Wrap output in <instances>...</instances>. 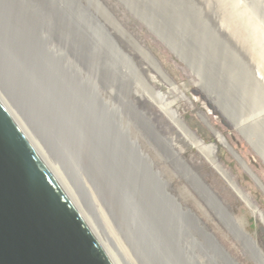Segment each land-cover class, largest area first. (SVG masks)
Returning a JSON list of instances; mask_svg holds the SVG:
<instances>
[{
  "label": "water",
  "instance_id": "1",
  "mask_svg": "<svg viewBox=\"0 0 264 264\" xmlns=\"http://www.w3.org/2000/svg\"><path fill=\"white\" fill-rule=\"evenodd\" d=\"M123 1L163 31L170 29L166 10L179 11L185 2ZM100 13L109 15L98 0H0V264H196L197 255L214 264H236L226 252L219 254L225 247L210 231L208 237L196 226L194 211L174 205L167 182L152 172L132 131L161 159L185 166L232 238L254 262L261 261L257 240L189 171L173 139L135 105L126 81L138 71ZM50 45L60 53H52ZM68 57L83 69L86 64L97 81L102 77L105 88L112 86L118 113L102 109L92 81H81L65 63ZM210 78L216 106L237 121L238 97L228 93L237 91L236 84L224 72H212ZM161 100L179 122L176 109L167 107L174 102ZM240 126L241 135L264 157V113ZM211 129L264 192L238 152ZM212 144L217 152V143ZM214 169L247 207V199L253 204L223 166L221 172ZM187 220L194 225L188 227Z\"/></svg>",
  "mask_w": 264,
  "mask_h": 264
},
{
  "label": "rangeland",
  "instance_id": "2",
  "mask_svg": "<svg viewBox=\"0 0 264 264\" xmlns=\"http://www.w3.org/2000/svg\"><path fill=\"white\" fill-rule=\"evenodd\" d=\"M98 1L109 14L107 16L100 13L101 22L120 51L130 59L138 71L133 76H127L126 81V85H130L128 88L135 105L149 117L160 133L173 139L189 171L198 176L228 211L241 221L244 229L257 240V246L264 254V224L259 216L245 205L210 163L195 148L188 145L181 132L180 123L167 114L163 104L148 87L149 85L155 91L166 94L167 101L174 102L172 107L182 118L180 119L206 143H217V152L214 153L217 162L221 163L238 187L247 193L252 203L264 213V192L228 149L218 143L211 130L214 128L225 137L264 185V157L241 135L242 123H239L241 120H244L243 124L249 123L246 117L259 100L258 95L264 92V82L260 83L253 67V53L248 49V42H244L247 38L250 40L252 34L251 39L255 38L254 40L264 43V0H184L185 2L177 7L179 11L169 7L163 14V17L170 16V29L165 28L164 31L162 28L153 29L123 0ZM235 13L244 17L242 21L240 16L238 17L239 14ZM234 15L237 18L232 20ZM245 22H248V27L243 24ZM143 50L151 55L159 67L155 66ZM83 67L86 73L94 76L86 70V64ZM229 68H237L235 74ZM217 71L226 73L228 79L237 86V91L228 92L238 97L237 121L226 116L215 104L216 97L210 89L209 80L210 73ZM95 80L97 81V78ZM97 82L105 88L106 83L102 77ZM257 82L263 87L257 86ZM112 98L115 101L114 95ZM131 135L138 140L139 136L135 132L132 131ZM139 140L141 149L148 153L146 155L153 160L154 166L159 168L161 165L159 170L164 172L163 175L168 180V192L183 206L194 209L200 220L205 222V227L225 247L224 251L237 261L236 264H256L241 244L232 238L224 221L202 200L200 192L188 178L189 172L185 166L174 163L171 158H159L150 144L147 145V141H142V138ZM174 173L176 176L172 175ZM186 222L188 227L194 225L190 220ZM196 236L200 239L199 234ZM208 247L210 248L205 242L204 248L209 252ZM219 249L221 251L218 253L225 255L220 247ZM205 260L208 264L212 263L207 258Z\"/></svg>",
  "mask_w": 264,
  "mask_h": 264
},
{
  "label": "bare ground",
  "instance_id": "3",
  "mask_svg": "<svg viewBox=\"0 0 264 264\" xmlns=\"http://www.w3.org/2000/svg\"><path fill=\"white\" fill-rule=\"evenodd\" d=\"M261 4V3H260ZM263 4V3H262ZM226 7V6H225ZM226 11V10H225ZM225 14V13H224ZM227 14V13H226ZM236 15L237 14H239L238 15V17L240 16V13H235ZM242 14V13H241ZM233 17H235V15L233 16ZM237 18V16L235 17V18H233L232 20H234V19H236ZM244 18V17H243ZM241 16H240V21H242L241 19H243ZM263 18V17H262ZM231 19V18H230ZM237 20H239V19H237ZM251 20V19H250ZM219 21V20H218ZM232 22V21H231ZM233 22H235V21H233ZM237 23L239 22V21H236ZM239 23H241V22H239ZM248 23V22H247ZM247 23L245 22V23H243L244 25H247ZM217 24V23H216ZM220 24V23H219ZM236 24V23H235ZM242 24V23H241ZM241 24H239V25H241ZM238 25V24H237ZM242 26V25H241ZM251 26H253V25H251ZM251 26H249V27H251ZM238 27V26H237ZM236 27V28H237ZM247 27H248V25H247ZM242 28L245 30V28L242 26ZM257 28V27H256ZM232 29V28H231ZM242 30V29H241ZM240 30V31H241ZM248 32H249V30H248ZM224 33H226V32H224ZM228 33V32H227ZM252 33H254L253 31H252ZM251 34V33H250ZM228 36H229V34H228ZM235 36V35H234ZM251 36H252V34H251ZM251 36L249 37V39L250 40H247L246 39V41H244V42H248V49H250L251 50V52L253 53V55H252V59H253V67L255 68V71H256V75L258 76V78H259V80H260V83H263L264 82V78H262V77H264V43L263 42H261V41H257V40H254V39H251ZM244 37V36H243ZM245 40V39H244ZM232 41H234V40H232ZM240 43V42H239ZM245 43V44H246ZM58 44V43H57ZM237 45V44H236ZM241 48V47H240ZM243 48V47H242ZM48 49L52 52V53H54L55 52V54H57V53H60V51L58 52V50L54 47V45H50L49 47H48ZM146 50V49H145ZM144 51V50H143ZM240 51V50H239ZM249 51V50H248ZM250 52V53H251ZM61 55V54H60ZM246 57V56H245ZM146 59V58H145ZM245 60V59H244ZM73 61L68 57V58H66L65 59V63L67 64V65H71L73 68H74V70L78 73V75H79V79L81 80V81H92V88L94 89V91H95V93L97 94V96H98V98L100 99V101H101V107H102V109L103 110H105V111H110V112H117L118 113V109H119V107L117 106V104L113 101V92H114V90H113V88H112V86H110V87H108V88H101L100 87V85H99V83L93 78V77H91L88 73H86L85 71H84V69H82L80 66H78V65H76V64H74V63H72ZM244 64V63H243ZM223 65V64H222ZM244 66V65H243ZM227 67V66H226ZM154 68V67H153ZM222 69V68H221ZM226 69V68H225ZM225 69H223V70H225ZM234 74H235V70H237V68H229ZM156 70V69H155ZM228 71V70H227ZM230 73V72H229ZM231 74V73H230ZM239 74V73H238ZM159 76H161V75H159ZM163 76H165V75H163ZM166 78V77H165ZM229 78V77H228ZM247 79V78H246ZM111 80H113V77H111ZM110 80V81H111ZM247 81V80H246ZM169 83H170V81H169ZM260 83H258L257 82V86H260V87H263L262 86V84L260 85ZM105 85H107V84H105ZM127 86H130V85H127ZM244 86V85H243ZM253 86H255V85H253ZM133 87V86H132ZM174 87V86H173ZM242 87V86H241ZM170 88H172V87H170ZM252 89V88H251ZM255 89V88H254ZM177 91V90H176ZM244 91V90H243ZM242 91V92H243ZM252 91V90H251ZM241 92V93H242ZM240 93V94H241ZM261 93V92H260ZM243 94H244V92H243ZM166 95V94H165ZM164 95V93L162 94H160V96H156L160 101H162L161 99H164L165 100V103L167 104V103H169V102H167V99H166V97L167 96H165ZM254 95H258L257 93L255 94L254 93ZM258 97H259V100H257L256 102H255V104H254V106H253V108H252V110L249 112V114H248V117H246V120H249V121H251V120H254V119H256V118H259L260 116H262L263 115V113H264V92L263 93H261V94H259L258 95ZM182 98H183V96H182ZM242 99V98H241ZM165 104V105H166ZM164 105V106H165ZM166 107V106H165ZM167 107H168V109H172L173 110V108L172 107H170L169 106V104H167ZM171 110V111H172ZM173 113V112H172ZM245 116V115H244ZM176 117L178 118V121L180 122V128L182 129V131L181 132H183V134H184V137H185V139H186V142L188 143V145H190L191 147H193V148H195L196 149V151L202 156V157H204L206 160H207V162L208 163H210V165L213 167V168H217L218 169V171H220L221 172V167H222V165L220 166L219 165V162H217V159L215 158V156H214V153H215V147H214V145L212 144V143H206L202 138H200V137H198L194 132H193V130H191L190 128H187L188 126H186V125H183V122H181V117L179 116V114H177L176 115ZM176 118V119H177ZM181 118V119H180ZM203 119V118H202ZM207 120V119H206ZM245 120V121H246ZM183 121V120H182ZM125 123H124V125H125V127H129V124H128V122L125 120L124 121ZM244 122V120H241V122H239V123H243ZM206 124V123H205ZM174 125H175V122H174ZM178 125V124H177ZM186 126V127H185ZM176 127V126H175ZM178 127V126H177ZM176 127V128H177ZM211 128V127H210ZM212 130V129H211ZM180 132V131H179ZM213 132V131H212ZM215 132V131H214ZM134 133V132H133ZM136 136V135H135ZM133 137H134V135H133ZM139 139H141V138H138V140ZM134 140V139H133ZM135 142H136V140H134ZM140 141V140H139ZM142 141H143V139H142ZM144 142H146V140L144 141ZM137 143V142H136ZM147 143V142H146ZM149 144V143H148ZM147 144V145H148ZM176 145V144H175ZM148 148V147H147ZM141 154H142V157H144V158H146L147 160H148V162H149V164H150V166L152 167V172L153 173H155L156 175V177L161 181V182H164L165 183V185H166V182L168 181V180H166V178L164 177V175H163V173L164 172H161L160 170H159V168L161 167V165L159 166V168H157L156 166H154V162H153V160L152 159H150L149 158V156L148 155H146V154H148V153H145L144 152V150H142L141 149ZM151 155V154H150ZM156 155H158V154H156ZM179 155L181 156V152H180V150H179ZM159 158H161V156L159 155ZM150 160V161H149ZM171 161H173V160H171ZM175 163V162H174ZM161 169V168H160ZM172 173V172H171ZM177 174V173H176ZM172 175H175V173L174 174H172ZM176 176V175H175ZM169 196H170V199L174 202V205L176 206V207H178L179 209H181L182 211H185V212H187V213H191V215H193L192 213V211L194 210H192L191 208H190V206L189 207H186V206H183L181 203H179V201H178V199L176 198V197H174L173 195H171L170 193H168V192H166ZM244 198V197H243ZM246 203H247V205H248V207L252 210V212L255 214V215H257V216H259V218H260V220L263 222V224H264V213L257 207V206H255V205H253V204H251L250 202H249V200L247 199V201H246ZM192 210V211H191ZM194 217L196 218V220H194V222L196 223V226L199 228V229H201L207 236L210 234V232H209V229L207 228V227H205V222H202L201 220H200V218L199 217H197V216H195L194 215ZM192 223V222H191ZM196 235H198V234H196ZM211 235V234H210ZM212 236V235H211ZM197 237V236H196ZM209 237V236H208ZM213 238V237H212ZM212 241H214V243H215V239L213 238L212 239ZM182 246H184V245H182ZM209 248V247H208ZM257 253H258V255L261 257V261H256L255 263L256 264H264V254H263V252L261 251V249H260V247L259 246H257ZM209 249H211V248H209ZM208 252V251H207ZM209 252H210V250H209ZM224 254H225V251H224ZM228 254V253H227ZM211 263V262H210ZM218 263H220V262H218ZM196 264H208L207 263V260H205V257L203 256V255H197V260H196ZM212 264V263H211Z\"/></svg>",
  "mask_w": 264,
  "mask_h": 264
},
{
  "label": "flooded vegetation",
  "instance_id": "4",
  "mask_svg": "<svg viewBox=\"0 0 264 264\" xmlns=\"http://www.w3.org/2000/svg\"><path fill=\"white\" fill-rule=\"evenodd\" d=\"M198 137H200L195 131H193ZM201 138V137H200Z\"/></svg>",
  "mask_w": 264,
  "mask_h": 264
}]
</instances>
